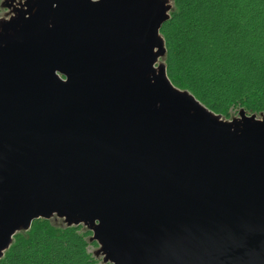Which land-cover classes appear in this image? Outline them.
<instances>
[{"label":"water","instance_id":"water-1","mask_svg":"<svg viewBox=\"0 0 264 264\" xmlns=\"http://www.w3.org/2000/svg\"><path fill=\"white\" fill-rule=\"evenodd\" d=\"M24 7L0 21V259L56 218L103 263L264 264V120L155 68L171 1Z\"/></svg>","mask_w":264,"mask_h":264},{"label":"trees","instance_id":"trees-1","mask_svg":"<svg viewBox=\"0 0 264 264\" xmlns=\"http://www.w3.org/2000/svg\"><path fill=\"white\" fill-rule=\"evenodd\" d=\"M161 57L174 87L212 113L264 115V0H171ZM92 232L38 219L13 236L0 264H102Z\"/></svg>","mask_w":264,"mask_h":264},{"label":"rangeland","instance_id":"rangeland-1","mask_svg":"<svg viewBox=\"0 0 264 264\" xmlns=\"http://www.w3.org/2000/svg\"><path fill=\"white\" fill-rule=\"evenodd\" d=\"M25 2H29V0H0V21H6L9 20L11 17H13L15 14V9H20V8L25 9L24 7ZM160 59L157 60L155 64V68H158L159 65H161L162 60ZM231 119H240V117L238 114H233ZM256 119L264 120V115L257 116ZM99 251H100V246L97 243L96 246L89 247V252L95 255L98 259H101L102 264H111V263H103L102 260L104 258V255Z\"/></svg>","mask_w":264,"mask_h":264}]
</instances>
